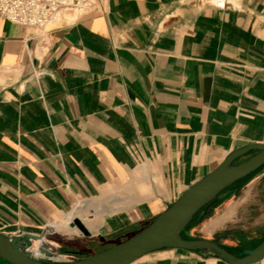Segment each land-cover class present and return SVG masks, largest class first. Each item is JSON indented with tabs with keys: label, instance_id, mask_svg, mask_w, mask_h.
I'll list each match as a JSON object with an SVG mask.
<instances>
[{
	"label": "crops",
	"instance_id": "obj_1",
	"mask_svg": "<svg viewBox=\"0 0 264 264\" xmlns=\"http://www.w3.org/2000/svg\"><path fill=\"white\" fill-rule=\"evenodd\" d=\"M221 1L92 0L43 27L0 15V233L43 234L62 260L97 253L264 143V0ZM192 228L260 241L264 169ZM131 264L227 263L163 248Z\"/></svg>",
	"mask_w": 264,
	"mask_h": 264
},
{
	"label": "water",
	"instance_id": "obj_2",
	"mask_svg": "<svg viewBox=\"0 0 264 264\" xmlns=\"http://www.w3.org/2000/svg\"><path fill=\"white\" fill-rule=\"evenodd\" d=\"M252 151L255 154L236 163L238 158ZM262 169L264 143H251L235 149L211 172L186 188L177 200L154 216L142 229L103 251L78 259L62 260V252L41 242L43 234L28 231L0 233V264H131L147 253L163 248L197 251L227 264L258 263L264 259V236L255 247L233 253L227 249L228 245L214 239L194 236L184 238L182 234L207 204L227 193L234 194ZM69 226L78 228L83 236H90L80 218H74Z\"/></svg>",
	"mask_w": 264,
	"mask_h": 264
},
{
	"label": "built area",
	"instance_id": "obj_3",
	"mask_svg": "<svg viewBox=\"0 0 264 264\" xmlns=\"http://www.w3.org/2000/svg\"><path fill=\"white\" fill-rule=\"evenodd\" d=\"M92 0H0V15L30 27H43L57 16L82 12Z\"/></svg>",
	"mask_w": 264,
	"mask_h": 264
},
{
	"label": "trees",
	"instance_id": "obj_4",
	"mask_svg": "<svg viewBox=\"0 0 264 264\" xmlns=\"http://www.w3.org/2000/svg\"><path fill=\"white\" fill-rule=\"evenodd\" d=\"M232 195V193H227L226 195L222 196L221 198H219L218 200L212 201L211 203L207 204L193 219V221L187 226L185 233L182 234V236L184 238H190L189 234V229L195 224V223H200L203 220L207 219L208 217L212 216L214 213V210L220 206V204L229 199L230 196ZM196 237V236H194ZM227 237V235H226ZM250 242H242L239 243L237 246H227V249L230 252L233 253H237V252H241L244 248H246V244H248Z\"/></svg>",
	"mask_w": 264,
	"mask_h": 264
},
{
	"label": "rangeland",
	"instance_id": "obj_5",
	"mask_svg": "<svg viewBox=\"0 0 264 264\" xmlns=\"http://www.w3.org/2000/svg\"><path fill=\"white\" fill-rule=\"evenodd\" d=\"M80 12H76V13H72V15L74 16V18L79 14ZM67 15H71V14H69V13H67ZM66 14H64V15H62V16H67ZM61 17V15L60 16H57L56 18H60ZM69 20V19H68ZM253 154H255V152L254 151H252V152H250L249 154H247V155H245V156H243V157H240V158H238L237 160H236V163H240V162H242V161H244V160H246V159H248L249 157H251ZM73 209V208H72ZM72 209H71V211H72ZM71 211H69V212H71ZM69 212H66L64 215H62V216H65L67 213H69ZM79 216H81V217H83V215H79ZM211 217V216H210ZM210 217H208V218H210ZM207 218V219H208ZM207 219H205V220H207ZM205 220H203L202 222H200V223H195L192 227L194 228V229H197L199 226H200V224H202ZM192 228V229H193ZM255 230H262V229H264V228H254ZM259 243V241L258 242H250V243H248V244H246V248H253V247H255L257 244ZM245 249V248H244ZM103 250H105V249H103ZM102 250V251H103ZM100 252V251H99ZM98 253V252H97Z\"/></svg>",
	"mask_w": 264,
	"mask_h": 264
},
{
	"label": "bare ground",
	"instance_id": "obj_6",
	"mask_svg": "<svg viewBox=\"0 0 264 264\" xmlns=\"http://www.w3.org/2000/svg\"><path fill=\"white\" fill-rule=\"evenodd\" d=\"M216 3H221L222 1L221 0H214ZM67 15V14H66ZM62 16V15H61ZM66 18L67 19H73L74 18V16L71 14V15H67L66 16ZM41 242H45V238L41 241ZM46 243V242H45ZM36 253L38 252L37 250L35 251ZM58 258H60L59 256H58Z\"/></svg>",
	"mask_w": 264,
	"mask_h": 264
}]
</instances>
